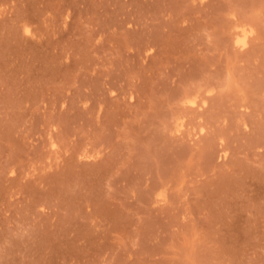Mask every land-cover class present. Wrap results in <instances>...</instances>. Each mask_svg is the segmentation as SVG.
Returning <instances> with one entry per match:
<instances>
[{"label": "rangeland", "instance_id": "rangeland-1", "mask_svg": "<svg viewBox=\"0 0 264 264\" xmlns=\"http://www.w3.org/2000/svg\"><path fill=\"white\" fill-rule=\"evenodd\" d=\"M0 264H264V0H0Z\"/></svg>", "mask_w": 264, "mask_h": 264}, {"label": "bare ground", "instance_id": "bare-ground-1", "mask_svg": "<svg viewBox=\"0 0 264 264\" xmlns=\"http://www.w3.org/2000/svg\"><path fill=\"white\" fill-rule=\"evenodd\" d=\"M240 31V30H239ZM238 31V32H239ZM247 38V37H246ZM237 43H240L242 45H245V36H240V35H237Z\"/></svg>", "mask_w": 264, "mask_h": 264}]
</instances>
